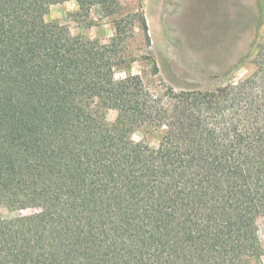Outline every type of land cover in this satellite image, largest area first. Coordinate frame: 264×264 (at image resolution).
Returning <instances> with one entry per match:
<instances>
[{
    "label": "trees",
    "instance_id": "trees-1",
    "mask_svg": "<svg viewBox=\"0 0 264 264\" xmlns=\"http://www.w3.org/2000/svg\"><path fill=\"white\" fill-rule=\"evenodd\" d=\"M59 1L119 8L0 0V207L17 213L0 220V264H251L252 219L264 216V44L242 81L154 97L138 76L115 77L122 20L109 44L77 42L44 20ZM93 101L115 121L93 118ZM137 129L158 147L131 144Z\"/></svg>",
    "mask_w": 264,
    "mask_h": 264
},
{
    "label": "rangeland",
    "instance_id": "rangeland-1",
    "mask_svg": "<svg viewBox=\"0 0 264 264\" xmlns=\"http://www.w3.org/2000/svg\"><path fill=\"white\" fill-rule=\"evenodd\" d=\"M44 20L58 25L77 42L99 40L105 44L115 38V22L122 20L120 36L124 40L119 55L125 62L115 69V77L138 76L145 92L154 97L168 88L213 92L242 81L253 73L255 45L264 44V0H119L116 13L108 16L99 6L84 14L74 1H59ZM86 110L105 123L114 122L117 116L115 109L96 101ZM129 142L155 149L159 136L137 129ZM16 215L0 207V220ZM252 226L261 252L251 264H264V216L255 215Z\"/></svg>",
    "mask_w": 264,
    "mask_h": 264
},
{
    "label": "crops",
    "instance_id": "crops-1",
    "mask_svg": "<svg viewBox=\"0 0 264 264\" xmlns=\"http://www.w3.org/2000/svg\"><path fill=\"white\" fill-rule=\"evenodd\" d=\"M179 1V0H178Z\"/></svg>",
    "mask_w": 264,
    "mask_h": 264
}]
</instances>
